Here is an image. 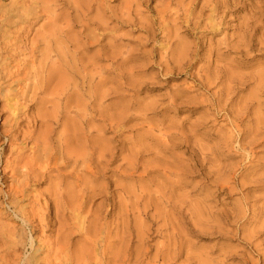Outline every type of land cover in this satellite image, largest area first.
I'll list each match as a JSON object with an SVG mask.
<instances>
[{
	"label": "rangeland",
	"instance_id": "rangeland-1",
	"mask_svg": "<svg viewBox=\"0 0 264 264\" xmlns=\"http://www.w3.org/2000/svg\"><path fill=\"white\" fill-rule=\"evenodd\" d=\"M0 264H264V0H0Z\"/></svg>",
	"mask_w": 264,
	"mask_h": 264
},
{
	"label": "bare ground",
	"instance_id": "bare-ground-1",
	"mask_svg": "<svg viewBox=\"0 0 264 264\" xmlns=\"http://www.w3.org/2000/svg\"><path fill=\"white\" fill-rule=\"evenodd\" d=\"M55 2V1H54ZM48 7V6H47ZM51 12V11H50ZM52 22V21H51ZM59 27V26H58ZM55 38V37H54ZM54 41V43L56 42L55 40H53ZM49 45V44H48ZM48 47V46H47ZM47 52V51H46ZM57 52H58V50H57ZM50 54V53H49ZM60 56V55H59ZM44 58V57H43ZM25 174V173H24ZM26 176V175H25Z\"/></svg>",
	"mask_w": 264,
	"mask_h": 264
}]
</instances>
